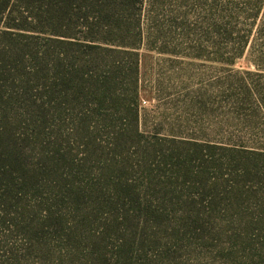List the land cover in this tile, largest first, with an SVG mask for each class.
Instances as JSON below:
<instances>
[{
    "label": "rangeland",
    "instance_id": "rangeland-1",
    "mask_svg": "<svg viewBox=\"0 0 264 264\" xmlns=\"http://www.w3.org/2000/svg\"><path fill=\"white\" fill-rule=\"evenodd\" d=\"M72 6L71 14L99 10L90 0ZM103 7L115 16L95 33L112 42L98 49L67 19L50 26L27 18L36 32L0 34V62L22 61L18 47L27 44L34 94L43 91V61L66 64L59 71L75 78L99 67L117 82L102 116L86 86L65 97L60 84L58 120L45 121V111L28 129L37 143L56 141L51 182L82 193L76 205L59 204L62 223L37 212L26 229L0 225V264H264V0ZM13 8L20 23L46 9L39 0ZM40 157L37 150L33 160Z\"/></svg>",
    "mask_w": 264,
    "mask_h": 264
},
{
    "label": "trees",
    "instance_id": "trees-1",
    "mask_svg": "<svg viewBox=\"0 0 264 264\" xmlns=\"http://www.w3.org/2000/svg\"><path fill=\"white\" fill-rule=\"evenodd\" d=\"M17 1L0 0V34L13 37L24 36L23 32L27 30L35 31V29H28L24 25L27 18L32 21L43 22L45 20L50 26H58L57 23L67 19L66 25H77L78 33L87 31L86 44L89 48L98 49L102 47L103 43L112 42L106 39L104 35L98 38L97 34L99 33H95V28L99 25L103 26L107 22L105 21L106 18L111 19L115 16L113 13L110 16L104 13L103 4L105 0H90L93 7L98 6L99 10L96 13L86 12L84 15L71 14L72 12L66 11V8H73L74 1L79 0H39L41 6H45L46 9L41 10L36 15L25 17L21 23L13 16L16 11L13 5ZM26 1L33 3L35 0ZM63 3L69 5L63 7ZM93 7L92 11H94ZM120 21V18L115 20L118 24L117 27H120ZM53 34L64 37L66 39L64 41L72 43L82 40L76 39L75 36L78 34L74 33L57 32ZM122 44L127 43L122 42ZM18 48L21 52L22 61L0 62V220H3L0 225L8 224L9 227H12L25 224L24 228L26 229V221L35 219L37 212L43 214L42 219L52 225L62 223L64 217L59 204L72 202L76 205L78 203L76 195L79 196L82 193L81 189L72 191L66 183H64L66 191H59L57 189L58 183L51 182L49 178L57 174L61 160L56 149L51 151L56 141L51 139L53 136H48L46 146L43 143H37L35 141L37 137L29 135L28 129L31 126L39 127L37 121L45 111L49 115V117H44L45 121L56 122L58 120L59 107L57 101L59 98L57 91L60 84L66 87L65 97L69 96V90L82 88L85 91L86 86L88 90L86 98L88 96L91 98L93 109L102 116V110L107 100L106 94L114 95L116 93L117 82L108 79L99 67L87 72L86 74L89 75L86 78H75L66 75L71 72L70 68L69 71H59L61 67H66V64L59 61H43L47 71L43 91L39 87L41 92L34 94L31 86H29L30 78L28 77L34 65L26 63V56L29 54L27 44H20ZM231 54L233 60L241 57L243 51ZM96 62L92 61V64ZM9 63L11 64L8 65ZM60 74H62L61 77H58ZM46 96L49 97L48 104L43 101ZM31 144H37V148L28 152L27 149ZM37 150H39L41 157L34 161ZM45 195L47 197L44 198ZM23 201L26 203L24 204ZM40 201L42 202L40 203ZM7 217L11 218L8 219ZM51 224L49 226H52Z\"/></svg>",
    "mask_w": 264,
    "mask_h": 264
}]
</instances>
